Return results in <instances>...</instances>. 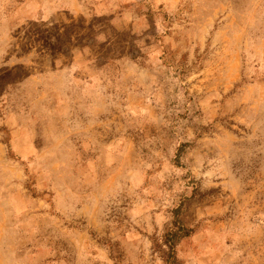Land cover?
Returning a JSON list of instances; mask_svg holds the SVG:
<instances>
[{
	"label": "rangeland",
	"instance_id": "obj_1",
	"mask_svg": "<svg viewBox=\"0 0 264 264\" xmlns=\"http://www.w3.org/2000/svg\"><path fill=\"white\" fill-rule=\"evenodd\" d=\"M264 264V0H0V264Z\"/></svg>",
	"mask_w": 264,
	"mask_h": 264
},
{
	"label": "trees",
	"instance_id": "obj_2",
	"mask_svg": "<svg viewBox=\"0 0 264 264\" xmlns=\"http://www.w3.org/2000/svg\"><path fill=\"white\" fill-rule=\"evenodd\" d=\"M189 228H186L181 225H177L174 230L166 231L164 234L163 243L167 246V255L164 258L167 262L173 264L174 258H173V245L177 242V240L181 236H186L189 233Z\"/></svg>",
	"mask_w": 264,
	"mask_h": 264
}]
</instances>
